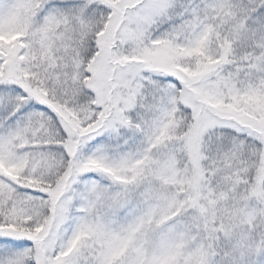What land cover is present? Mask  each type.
<instances>
[{"label":"snow or ice","instance_id":"obj_1","mask_svg":"<svg viewBox=\"0 0 264 264\" xmlns=\"http://www.w3.org/2000/svg\"><path fill=\"white\" fill-rule=\"evenodd\" d=\"M0 264H264V0H0Z\"/></svg>","mask_w":264,"mask_h":264}]
</instances>
